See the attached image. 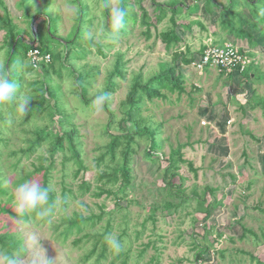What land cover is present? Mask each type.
Segmentation results:
<instances>
[{
    "label": "rangeland",
    "instance_id": "374dc122",
    "mask_svg": "<svg viewBox=\"0 0 264 264\" xmlns=\"http://www.w3.org/2000/svg\"><path fill=\"white\" fill-rule=\"evenodd\" d=\"M19 1L0 0V14H9L15 31L21 32L26 41L35 43L41 35L52 51L66 56L68 39L77 35L67 62L77 67V73L85 71L86 96L92 104L80 101L75 75L64 73L58 78L53 74L60 81L62 102L72 114L70 121L61 126L63 131L77 127L81 163L74 149L67 147L51 154L47 142L37 145L30 154L22 152L21 148L27 147L35 136L34 126L45 123L47 118L34 117L24 123L25 117L12 115L6 109V121L0 120V179L7 181L9 193L0 194V234L12 232L22 243L16 249L0 239V264H5L8 251L20 252L22 264H32L35 258L43 264L44 257L53 264L264 261V105L255 104L264 99V78H260L264 72V36L260 34L264 23L257 28L247 25L254 43L247 37L234 41L252 52L247 55L248 62L257 66L253 78H246L238 73L230 75L217 66L200 70L193 62L184 63L181 57L173 60L176 52L187 57L195 53L197 57L207 44L234 40L214 21V15L203 9L191 13L184 7L174 15L183 39L168 48L158 34L175 24L169 9L163 20L151 27L150 35L145 25L129 21L116 39H108L112 27L103 0H80L82 11L77 0H27L30 16ZM108 3L115 6L118 0ZM142 5L154 22L152 0H143ZM195 20H200L205 28ZM187 23L190 28L183 27ZM52 25L55 37L47 35ZM88 30L96 34L93 40L85 38ZM6 40V28L1 25L0 67L9 51ZM15 57L25 76V85L18 89L19 95L24 96L30 90L34 92L29 82L43 78L44 74L27 68L29 58L23 41L18 44ZM118 61L123 64V74L115 73L114 88L105 89ZM169 63L176 64V72L184 73V90L163 87L161 91L166 96H145L140 106L130 109L127 97L136 75L141 74L145 81ZM106 90L108 109L105 102L101 104L95 99ZM122 122L131 129H156L161 142L154 158L149 159L144 153L150 143L149 133L135 136L132 180L125 187L122 178L109 182L105 175L117 164L122 150L119 145L115 158H111L106 145L110 136L105 126L108 123L113 130L123 131ZM177 148L196 168L192 169L187 161L180 162V172L185 176L184 191L192 197L178 207L164 209L170 196L164 187L163 171L168 155ZM26 180L41 185L47 180V187L54 191L55 209L47 220L35 215L31 219L19 216L12 193ZM75 213L93 221L83 223L81 230L76 226L68 229L67 219ZM109 234L120 239L123 251L116 254L106 242L105 256H100L103 238L106 240ZM197 243L209 246L200 258Z\"/></svg>",
    "mask_w": 264,
    "mask_h": 264
},
{
    "label": "trees",
    "instance_id": "16d2710c",
    "mask_svg": "<svg viewBox=\"0 0 264 264\" xmlns=\"http://www.w3.org/2000/svg\"><path fill=\"white\" fill-rule=\"evenodd\" d=\"M26 1L27 0H20L19 4L26 9V15L30 16V6ZM77 1L82 11L83 7L81 5V1ZM103 2L104 12L108 14L109 23L111 24L109 10L105 8V4L108 3V0H103ZM142 2L143 0H118V5L124 7L128 12L125 25L129 23V21H131L133 24L139 22L142 25L146 26V33L147 35H150L151 27L153 25H157L158 22L163 20L168 9L172 12L171 20L174 23V15L178 11L184 9V7L191 13H198L201 9H203V11L209 13V15H214V21H217L220 24L221 29L225 30L228 34H232L235 37L231 42L238 46L240 52L245 55L247 60H249L248 56L252 54V52L240 47L234 41L238 38L247 37L249 41H252L251 43H254V35L251 32V29L247 27V25L257 28L259 27V23H264V0H228V3H224L220 0H195L191 3H188L186 1L182 2L181 0H167L164 2H161L159 0H152V4L154 5V22H152V16L147 8L142 5ZM201 2L203 3V6H201ZM136 8H140L141 12L139 13ZM48 18H50L49 20H51L50 14H48ZM195 21L202 25L200 20ZM81 23L82 21L79 20V24ZM1 25L6 28V41L9 44V51L7 52L5 64L2 68H4V75L13 80L18 85V89L20 87L22 88L23 85H25V76L23 75L24 73L21 70L19 63L17 61H14L16 58L15 53L18 44L23 41L25 45V51H28L31 47L38 46L42 52L48 51L50 53H53V57L49 62L43 61L37 68L34 67L30 62L26 64L29 70L35 69L40 74L43 73L44 77L29 82V86L31 85L34 92L30 90V92L24 94V96L30 97L31 101L30 111L26 114L23 122L25 123L28 120H33L34 117H46L47 121L45 123L34 126L32 132L35 136L33 137V139H31L32 141L27 147L21 148V151L26 154H30L32 151H34L37 145L42 144L43 142H47L50 146L51 154H54L59 150H64L67 147L74 149L75 155L78 159L77 161L81 163L77 144V127L73 126L63 131L64 129L61 126L63 123L70 121V116H72V114L66 110V107L62 102L60 81H56L53 77L54 73H56L58 78H62L64 76V73L68 75H75V82L77 84L75 86L78 88V91L80 88L79 93L77 91L80 97V101L81 99H83L85 105L92 104V99L86 96L87 86L85 85V71L82 69L78 71L79 73H77V67H75L74 64H70L69 61L67 62V56L75 49L73 43L78 39L77 35H73L68 39V41L67 39L65 40L67 41V43L72 42L73 45H69V43H66L67 54L66 56L65 54H63V56H60V54L57 55L54 51H52V47L44 41V38L41 35H38L36 37L35 43L26 41L22 36L23 34L21 35V32L15 31L16 25L12 22V18L9 16V14H0V26ZM54 26L52 25V28L47 29V35L50 37H55V32L53 29ZM38 27L41 28V25L39 24ZM183 27L190 28L191 24H184ZM202 27L205 28L203 25ZM260 34L261 36H264V28L260 29ZM158 35L168 48L177 46L178 43L183 39L182 34L177 31V23L169 28L161 30ZM62 41L61 44H64L65 41ZM71 45L72 47L70 49ZM196 55L197 54L194 53L187 57L184 56V53L182 52H176L173 60L176 61L181 57V60L184 63L190 64L195 59ZM57 60L60 61V66L57 65ZM178 62L179 61H177V65ZM248 63L249 62L247 61L243 69L238 66L237 68L227 73H238L242 77L253 78V75H255L254 68L257 66H255L253 62H250L249 64ZM122 66L123 64L118 61L115 69L110 73L108 77V84L105 89L114 88V75L115 73L120 75L123 74ZM72 72L75 74H73ZM260 78H264V72L260 75ZM141 79L142 75L137 74L133 87L128 94L127 103L129 104L130 109L132 107L140 106L145 96L150 99L154 96H166V93L161 91L163 87L173 91H175L177 88L181 91L184 90V73L181 70L179 72H176L175 63H169V65L154 73L145 81ZM55 89L57 90L55 91ZM19 93H21V90L18 92V94ZM104 94L108 96L107 90L104 92ZM257 103H262V105H264V99H260L255 104ZM105 104L106 109H108L107 101L105 102ZM255 104L253 103V105ZM6 109L10 111L12 115H19L15 104L0 105V120L6 121L7 117H4V114H7ZM40 112L43 113L42 116H40ZM121 125L124 129L123 131L113 130L111 128V125L108 123L105 126V129L110 136V139L106 145L108 153H111V158H115L117 148L119 147V145L122 146L121 157L119 161L114 167H111L110 172H105V175L107 176V181L109 182H113L119 178H122V186L125 187L130 184L132 180L133 155L136 153V150L134 148L135 136L143 134L145 132L149 133L150 143L149 146L144 150L145 157L149 159L154 158L157 153L156 148L161 145V142L158 138L156 129L147 127H136L134 129H131L125 127L123 122L121 123ZM65 139H67L68 141L67 144H65ZM167 160L168 163L163 171V180L165 182L164 187L170 198L165 201L163 205L164 209L178 207L183 202L192 197L187 195L184 191L183 183L185 176L180 172V162L187 161L192 169L196 170V168H194L193 166V162L185 159L182 156L180 148L172 150L168 155ZM42 186L47 187V180L44 181V184ZM81 186L82 188H84V183ZM8 193L9 187L5 185V183L0 179V194L5 195ZM179 197L180 200L177 201ZM50 199L55 205L56 196L53 190H51L50 192ZM207 216H209V210H207L206 212V217ZM67 220L70 223L68 225V229L76 226L78 230H81L82 224H85L92 219L90 217H84V215L80 213H75L74 217ZM0 239L8 242L11 246L16 247V249H19L22 243L21 239L12 232L0 234ZM105 247L106 240L103 238L102 251L100 253V256H105ZM197 249V258H200L209 251V246L197 243ZM9 253L12 252L8 251V254ZM258 264H264V261L258 260Z\"/></svg>",
    "mask_w": 264,
    "mask_h": 264
},
{
    "label": "clouds",
    "instance_id": "9594fccd",
    "mask_svg": "<svg viewBox=\"0 0 264 264\" xmlns=\"http://www.w3.org/2000/svg\"><path fill=\"white\" fill-rule=\"evenodd\" d=\"M105 8L109 10L112 32L108 34V39H116L118 33L125 27L127 10L119 5L105 4ZM95 33L88 30L85 38L93 40ZM96 101L103 104L108 100V96L101 93L96 96ZM31 98L18 94V85L7 76L4 75V68L0 67V105L15 104L20 118H24L30 111ZM7 181H5V185ZM51 189L43 187L39 182L26 180L19 183L13 190V201L21 218L27 217L31 219L33 215L40 220H47L52 215L55 207L50 199ZM109 247L119 254L123 251V244L118 237L109 234L106 237ZM5 264H22L23 257L20 252H13L4 255ZM32 264H42L39 258H35ZM43 264H53V261L44 257Z\"/></svg>",
    "mask_w": 264,
    "mask_h": 264
},
{
    "label": "built area",
    "instance_id": "2783aa9c",
    "mask_svg": "<svg viewBox=\"0 0 264 264\" xmlns=\"http://www.w3.org/2000/svg\"><path fill=\"white\" fill-rule=\"evenodd\" d=\"M29 62L38 67L43 61L49 62L52 54L48 51L42 52L38 46L31 47L27 51ZM247 59L235 44L231 41L224 43L207 44L192 61L198 69L203 70L208 66H217L221 70L230 72L240 66L243 69Z\"/></svg>",
    "mask_w": 264,
    "mask_h": 264
}]
</instances>
